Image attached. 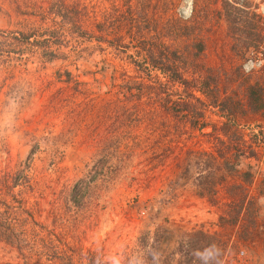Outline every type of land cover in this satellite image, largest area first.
<instances>
[{
  "label": "rangeland",
  "instance_id": "rangeland-1",
  "mask_svg": "<svg viewBox=\"0 0 264 264\" xmlns=\"http://www.w3.org/2000/svg\"><path fill=\"white\" fill-rule=\"evenodd\" d=\"M42 1L45 0H15L14 5L9 3L11 0H0V32H24L32 34L30 42H41L38 33L46 25H41L38 12L31 6ZM110 1H103L102 9L95 2L97 18L102 13L109 14L112 9L106 8L121 0ZM162 1L152 0L148 14L157 6L162 11L167 4ZM196 1L197 4L193 0V13L209 7L204 0ZM182 3L184 0H178L172 10L179 27L186 20L178 13ZM227 3L214 2L210 11L198 18L197 13L193 14L194 30L188 33L193 37L180 46L185 59L181 58L176 68L182 72L185 87L176 84L167 91L168 95L183 97L194 93L186 103L195 111H205L201 122L207 127L195 129L194 137L227 121L221 111L233 108L240 93L246 91L241 89L242 77H257L264 86V0ZM215 10H220L219 16H213ZM147 18L146 15L143 22ZM115 20L118 21L106 20L101 28H95V24L90 27L89 21L85 23V33L90 32L92 39V34L103 35L102 41L106 42L96 43L87 37L90 41L83 42L76 34L68 36L69 44L83 43L81 49L85 52L76 55L61 48L59 54L64 52L66 60L40 63L37 58L42 54L38 49L31 53L34 57L28 54L25 65L26 56L15 62V47L7 43L0 46V175L12 172L15 184L21 181L22 188L10 185L11 193H15V198L21 193L15 201L22 200L19 208L31 215H20L21 220L27 221L23 228L26 234L32 241L45 240L34 249L36 255L51 254L48 249L55 246L59 254L65 248L74 253L66 254L73 264H87L89 254L99 257L100 264H113V260L119 264H175L178 256L173 251L178 243L185 240L192 244L198 241L196 233L200 232L219 237L223 246L237 241L239 234L244 239L235 248L223 247L219 264H264V116L246 112L234 119L240 126L251 125L255 131H262L263 146L261 157L242 160L240 169H254L249 178L251 184L242 183L249 185L252 200L250 194L244 196L241 217L235 226H222V206L241 200H229L223 191L214 204L199 198L195 195L199 181L196 169L190 171L192 178L186 181L172 169L165 174H141L146 141H159L164 135L163 122L168 120L167 125L172 126L174 119L165 115L159 101L166 95L162 75L158 71L146 73L136 63L135 42L128 34L133 30L120 19ZM257 29L263 35L260 41ZM119 32L123 41L116 34ZM197 33L200 38L194 36ZM176 44L168 40L171 50ZM256 44V50L249 47ZM57 73L69 83L57 81ZM209 79L216 80L218 87L210 84L204 86V92L196 90L200 82ZM215 89L221 92L220 96H214ZM224 93L232 95L234 102L225 105ZM155 95L162 97L153 101ZM172 100L175 102L177 97ZM197 140V148L210 152L209 144L201 138ZM124 159L126 167L117 172L119 160ZM223 162L217 158L213 165L221 166ZM212 172L216 179H223L222 171ZM160 174L163 175L146 185L149 178ZM234 175L225 174L226 182L218 186L238 185L230 180ZM11 193L5 192L0 203L11 202ZM4 206H0V213H5ZM256 210L260 217L252 222L251 213ZM245 213L248 217L241 220ZM141 243L156 246L153 251L142 248ZM205 243L211 242L207 239ZM36 255L31 264H62ZM210 259L212 256L204 255L198 263ZM0 264H24V260L0 246Z\"/></svg>",
  "mask_w": 264,
  "mask_h": 264
},
{
  "label": "trees",
  "instance_id": "trees-1",
  "mask_svg": "<svg viewBox=\"0 0 264 264\" xmlns=\"http://www.w3.org/2000/svg\"><path fill=\"white\" fill-rule=\"evenodd\" d=\"M96 1H98V5L101 9L103 6L100 4L103 1L111 3L110 0H45L41 3L35 2L31 7H33V11L36 10L38 12L36 16H39L41 25H46L44 29H39L41 32L38 33V36L42 38L41 42L38 40L30 42L29 40L32 34L27 35L24 32L18 33V35H16L15 32H0V46L2 47L3 44L7 43V46L15 47V54L18 55L15 62L21 61L22 57L26 56L25 65L29 60L28 54L38 49L42 54L37 58L40 63H47L51 62L53 59L60 58L66 60L67 57L64 52H61V55L59 54L61 48H68L70 52L76 55H81L85 52L84 49H81L83 43L78 41L75 44H69L71 42L68 39L69 37H73L72 35L76 34L83 42L92 39V36L88 34L90 32L85 33L83 31L85 30L84 27L86 22L89 21L90 27H92V24H95V28L104 27V22L112 18L114 21H118L115 20L117 18L120 19L121 22L126 23L129 30H133L128 34L133 36L135 42L137 55L136 63L142 67L143 70H146V73L158 71L164 79L162 90H164L166 95L164 94L165 97L155 95L153 101H156L155 98L157 97H162L159 101L162 104L165 115H170V118L174 119V125L172 126L167 125L168 120L163 122L162 127L164 135L160 137L159 141H146L142 151V156L145 157V159L142 164H140L141 174L164 173L172 169L174 172H177L179 178L186 181L192 178L190 171L196 169L198 171L197 173L195 172L198 177L196 181H199L195 189V195L199 198H206L210 203L214 204V200L219 198V192L223 191L227 199L241 200L240 203L232 201L222 206L223 212L220 217L221 225L235 226L241 217L244 206V196L247 197L246 195L250 194V199L253 198L249 190V185L245 187L242 183L246 184L249 178L253 177L252 173L254 169L253 167L246 166V171L241 172L240 169L243 166L242 160L261 157L260 154H262L261 149L263 146L261 137H263V132L255 131V128L251 125L240 126L235 123L236 121L234 119L240 115L242 116L246 112L255 114L260 113L264 116L263 83L260 82L257 77H255L254 80L251 77H242L241 82L243 85L241 89L244 88L246 91L240 93L241 97L238 101H235V106L233 108L229 110L225 108V110L222 109L221 111V117L227 119V121L225 123H220L219 126H211L210 131L201 133L197 137L193 135L194 130L199 129L200 131L206 128L207 125L201 122L202 118H204L205 111H195L186 103L187 100L193 99L194 93H188V95L183 97L182 95H168L167 92L176 84L183 86V88L185 87L186 83L181 79L182 72L179 71L178 73L176 68L179 67L177 62H179L181 58L185 59V56H182L183 53L180 46L186 40H190V38L193 37V35H188L190 31L194 30L193 14L197 13L198 18L199 14L210 11L209 7H211L214 2L221 1L227 3L228 0H204L209 7L203 12L199 11L194 13L192 7V16L186 19L184 25L180 27L178 18H174V13L172 12L178 0H163V3H167L163 10L159 11V7L157 6V10L152 11V13L149 12V14L147 10L151 8L152 0H121L118 3L112 2L116 3V5L106 8V10L112 9L111 12L109 14L102 13L101 16L99 15V18H97L98 15L96 14ZM9 3L15 5V0H11ZM194 3L197 4L198 1L194 0ZM141 5L145 6L141 7ZM213 12V16H219L220 10H215ZM146 15L148 18L143 22ZM91 17L92 20H88ZM165 17L166 19L163 23ZM237 30L239 32L242 31L241 29ZM256 31L260 37L257 41H260L263 35L260 34L258 29ZM143 33L145 36H142ZM116 34L123 41L124 36H122L121 32ZM92 35V41L96 43L106 42L102 41L104 40L103 35L100 37H96L94 34ZM194 36L200 38L201 34L197 33ZM168 40L177 43L174 50L169 48ZM255 46H257V44L249 47L256 50L257 48ZM2 50L4 49L2 48ZM31 57H34V55L31 54ZM186 57L188 56L186 55ZM65 72L67 77L70 76V73L67 71ZM56 77L57 81L61 83H69L67 80H64L59 73H57ZM210 84L214 85V87H218V82H216V80L209 79L206 83L200 82L196 90L202 92L205 88L204 86ZM158 88L160 89V82H158ZM215 91V97L221 95L218 89H215ZM173 97H177L178 101L176 100L174 102L172 100ZM230 102H234L233 96L224 93L223 103L227 105L226 103ZM153 103L154 102H152V104ZM139 119L140 118H138V120ZM256 126L258 129V125ZM197 138H201L205 144L211 146L210 152L196 147L197 143H199L198 140L195 141ZM192 141H195V143L189 146L188 143ZM115 148L116 147H113L112 154L115 153ZM107 155H109V152ZM130 157L131 156H129V158ZM217 158L223 159L224 162L221 166L213 165V162ZM125 161V159L119 160L116 168L117 172L126 167ZM212 170L222 171L224 173L223 179H216L217 175L212 172ZM225 174H236L230 176L232 177L230 180L232 182H239V184H233L231 187L218 186L226 182L227 178ZM161 175L163 174L149 178L146 185L148 186L154 181V178H160ZM262 176L261 185L264 186V173H262ZM249 182L251 184V181ZM11 184H14L15 188L18 186L22 188L21 181L15 184V174H12V172H3L0 175L1 202L5 192L11 193ZM20 194L21 193L18 195ZM18 195L16 196L18 197ZM10 196L12 197L11 202L4 201L0 203L2 207L6 204V206H4L6 209V211H4L5 213H0V246L4 249L7 248L9 252L18 253L19 257L24 260V264H31V261L34 259L32 256L36 255L34 249L38 247L39 242L44 243L45 240L44 238H37L35 241H32L30 235L26 234L23 228L27 225V221L21 220L20 215L25 214L28 217L31 215L28 211L19 208V206L23 204V201H15L17 198H15V193L12 192ZM251 215L252 218L250 221L253 222L256 216L260 217V211L256 210L251 213ZM244 217H248V213L242 215L241 220ZM42 230L44 231V228ZM15 231L17 232L16 234ZM196 234H199L198 241H194L192 244L185 242V240L178 243V246L173 251V253L178 256V260L176 262L174 261L175 264H199L198 262L200 259L196 256L197 250L204 255L212 256V260L210 259L207 262H203V264H219L222 248L225 247L226 249L229 247L230 243L223 246L221 239L217 236L204 235L200 232ZM35 236L37 237V235ZM191 236L192 235L187 236L186 238L190 239ZM207 239L211 243H205ZM154 240L156 242L158 240L157 237ZM243 240L244 239L239 234L237 241L231 243L230 249L235 248V246L238 245L237 243ZM213 244L217 247H211ZM155 246L156 245L151 246L149 243H141V247L147 248L148 250H153ZM41 247L46 248V245ZM206 249L208 251H206ZM48 250L53 253H40L36 255V257L46 256V260H55L62 264H73L72 258L66 257V254L74 255V253H70L66 248L65 251H61L62 254L58 253L59 251L55 246H51ZM59 255H62V257L58 258ZM82 260L83 259H81V262ZM87 262V264H100V259L94 254H89ZM34 264L37 263L35 262Z\"/></svg>",
  "mask_w": 264,
  "mask_h": 264
},
{
  "label": "clouds",
  "instance_id": "clouds-1",
  "mask_svg": "<svg viewBox=\"0 0 264 264\" xmlns=\"http://www.w3.org/2000/svg\"><path fill=\"white\" fill-rule=\"evenodd\" d=\"M187 5V7H185L184 5ZM192 5H193V0H184V3L181 4L180 9L178 10V13L182 16L183 19H188L190 18L191 14H192ZM211 247H217L215 244H213ZM206 251H208L206 249ZM196 256L198 259L203 260L204 259V255L203 253H200L199 250L196 251ZM113 264H119L118 260H113Z\"/></svg>",
  "mask_w": 264,
  "mask_h": 264
}]
</instances>
